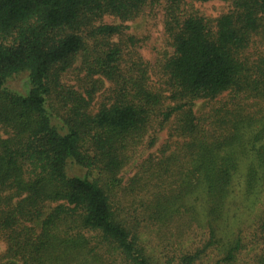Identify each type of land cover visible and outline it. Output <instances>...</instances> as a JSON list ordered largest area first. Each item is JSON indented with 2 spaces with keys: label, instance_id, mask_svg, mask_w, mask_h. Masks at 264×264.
Returning a JSON list of instances; mask_svg holds the SVG:
<instances>
[{
  "label": "trees",
  "instance_id": "1",
  "mask_svg": "<svg viewBox=\"0 0 264 264\" xmlns=\"http://www.w3.org/2000/svg\"><path fill=\"white\" fill-rule=\"evenodd\" d=\"M184 1L0 0V264H264V0Z\"/></svg>",
  "mask_w": 264,
  "mask_h": 264
},
{
  "label": "rangeland",
  "instance_id": "2",
  "mask_svg": "<svg viewBox=\"0 0 264 264\" xmlns=\"http://www.w3.org/2000/svg\"><path fill=\"white\" fill-rule=\"evenodd\" d=\"M231 7V0H210L205 2L200 0H185L183 5L185 13H197L212 19L228 12ZM105 21L112 22L113 19L107 17ZM126 24L129 26L127 32L139 39L138 50L146 61L157 66L163 59L172 53L171 39L165 30L164 4L146 7L136 19L127 21ZM256 39L258 50L263 51L264 53V40L261 41L259 38ZM65 81H68L71 84L75 82V74L73 71L65 77ZM22 82L21 77H17L10 81V85L14 88H22L20 87ZM220 100L222 99L218 98L211 102L209 100H199L194 107L195 111L197 114L208 112L213 108L212 106L218 105V101ZM167 129L168 126L159 133V138L155 147L151 150H145L141 147L136 156H146L150 151L159 148L168 136ZM148 140L149 139H147V141ZM134 166L131 165L126 169L124 172L125 177L133 173ZM5 249L6 244L4 241L0 240V259L3 256Z\"/></svg>",
  "mask_w": 264,
  "mask_h": 264
}]
</instances>
